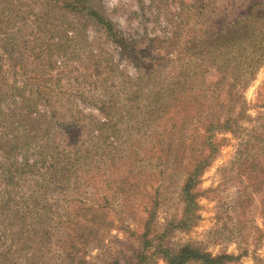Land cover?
Segmentation results:
<instances>
[{
  "label": "rangeland",
  "instance_id": "obj_1",
  "mask_svg": "<svg viewBox=\"0 0 264 264\" xmlns=\"http://www.w3.org/2000/svg\"><path fill=\"white\" fill-rule=\"evenodd\" d=\"M255 1L260 0H215L205 12L189 1L185 29L176 34L173 14L180 0H157L153 7L162 9L159 17L141 11L138 0H101L145 59L165 48L168 58L150 77L92 26L86 28L87 39L59 41L56 34L31 33L29 24L26 35L9 48L11 54L0 50V68L5 70L12 57L17 61L8 73L10 84L25 86L28 95L31 86L25 84L32 78L27 72L38 68L43 88L61 98V114L71 120V109H77L82 127L79 139L68 143L65 134L54 132L56 120L48 118L55 141L50 150L59 143L58 149L78 165L63 166V183L50 185L45 200L39 197L46 211H0L1 244L11 241L6 240L12 231L47 229L50 235L39 239L46 242L45 264L71 262L65 241L75 236L86 264L124 263L142 249L147 229L149 237L159 236L172 247L193 243L213 254L242 255L228 264H264V18H258L263 19L257 23L258 38L249 39L252 47L242 40L236 62L223 59L213 65L208 45L214 38L207 32L209 18L212 27L221 29L244 20ZM169 35L175 39L166 44ZM90 49L108 60L107 67L93 63ZM226 63L229 75L239 71L236 81L225 80L217 70ZM172 85L175 92H168ZM210 154L193 187L194 223L166 231L168 223L183 215L186 180ZM34 177L26 172L12 192L21 206L34 193ZM3 195L0 187V199ZM27 252L5 257L4 264H24ZM2 259L0 254V264ZM152 264L167 262L156 257Z\"/></svg>",
  "mask_w": 264,
  "mask_h": 264
},
{
  "label": "trees",
  "instance_id": "obj_2",
  "mask_svg": "<svg viewBox=\"0 0 264 264\" xmlns=\"http://www.w3.org/2000/svg\"><path fill=\"white\" fill-rule=\"evenodd\" d=\"M156 1L149 0L150 5H147L145 0H138V5L141 11L148 9L150 16L159 17L162 9L156 11L153 7ZM189 1L196 7L195 10L200 12H205V9L212 2V0H180L179 10L173 14L176 34L185 29L188 17L186 8ZM214 3L215 0L211 5ZM262 5H264V0L255 1L244 20L235 21L221 29L212 27L209 18L210 30L208 29L207 32L209 37L214 38V41L208 47L214 66H218L217 62L223 59H231L236 62L235 59H238L242 54V52L240 53L242 40H246L248 46L252 47L253 43L249 39L254 40L256 35L258 38L257 23L260 20L258 18H264V12L258 13ZM70 17L75 18V20L72 21ZM262 20L260 22H263ZM29 24L32 26L31 33L51 34V36L56 34L61 38L58 39L59 41H63L65 38L79 39L83 37V39H87L86 28L92 26L100 37L104 36L116 43L119 54L127 59L130 58L129 60L135 64L137 62L136 66L149 77L156 71L161 60L168 58V54H165V48L160 47L157 51L153 50L150 59H145V53L138 49L137 42L133 43L134 38L130 37V33L126 34L117 21L107 14L101 0H0V50L4 49L11 54L9 48H13L16 39L26 35ZM236 28L241 29L236 30ZM71 32H73V36L70 35ZM174 39L173 36H166V44L173 43ZM86 46H89L87 42ZM90 53L95 65L107 67L104 63L107 64L108 60L103 59L100 52L90 49ZM12 58H10V63L5 70L0 68V187L4 190V195L0 199V211H46L47 208L40 205L39 199L41 198L39 197L44 199V194L50 185L63 183L66 178L64 172L66 167L69 168L70 166V168L75 169L78 165L71 161V157L67 159L66 150L58 149L59 143L50 150L49 145L55 142L52 141L50 131L54 127H48L47 120L48 118L56 120L54 132L65 134L64 138L68 143L73 141L75 143L79 139L80 134L78 132L82 127L78 126L77 109H71L69 115L71 120L67 119V115L61 114L59 106L62 105V100L52 91L43 88L44 74L39 72L38 68L27 72V75L32 79L28 80L25 85L31 86V94L27 95L25 86L21 88L10 84L8 73L17 65L16 59ZM229 66L226 63L222 67L223 69L217 70L223 73L225 80L228 76L236 81L239 71H234L229 75L231 70ZM247 72L250 75L255 73L249 70ZM34 74L35 76L32 77ZM173 87L174 85L168 89V92H175ZM157 94L158 96L163 95V92L158 91ZM130 97L131 99L134 98L135 94H131ZM59 114L61 115L58 116ZM209 126L215 125L211 122ZM71 138L74 140L70 142ZM76 152L72 154L74 155ZM210 156L211 154L205 156L206 160L196 165L186 180L183 187V199L185 201L183 215L177 222L168 223L166 231L174 228L187 229L194 223L197 217V201L193 187L197 176L204 169L203 163L208 161ZM63 166L66 167L63 168ZM26 172L34 174L32 187L35 190L32 196L22 200L21 206L18 204L19 201L12 198V192L19 187L18 185ZM3 217L10 220L13 218L9 215ZM4 233L7 234L6 231ZM40 233L42 234L39 235ZM50 233L47 229L42 230V232L21 231L18 233L12 231L6 240L11 241L4 246L1 244L2 234H0V254L3 256L1 264H4L5 257L25 250L28 252L25 253L27 258L24 264H45L41 258L44 255L42 245H45L46 242H40L39 239L40 237H48ZM149 234H151V230L146 229L143 233V247L137 252L135 258L124 263L116 259L111 264H152L156 257H162L167 264H228L239 261L242 256L226 252L213 254L193 243L172 247L167 245L159 236L151 238ZM77 240L78 237L75 236L69 237L65 241L67 243L65 257L67 261H71L68 264L74 262L75 264L87 263L82 254H79L82 252V248L77 249L75 244ZM49 243L50 241L47 245Z\"/></svg>",
  "mask_w": 264,
  "mask_h": 264
}]
</instances>
